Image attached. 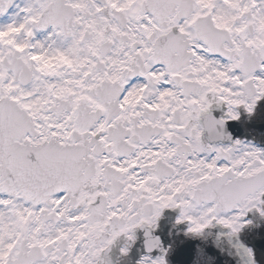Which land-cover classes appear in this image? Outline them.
I'll return each instance as SVG.
<instances>
[{
  "label": "snow or ice",
  "instance_id": "6c2138e0",
  "mask_svg": "<svg viewBox=\"0 0 264 264\" xmlns=\"http://www.w3.org/2000/svg\"><path fill=\"white\" fill-rule=\"evenodd\" d=\"M22 12L0 25V264H108L137 228L136 264H166L151 255L165 208L191 233L264 216V149L223 131L264 97V0H28Z\"/></svg>",
  "mask_w": 264,
  "mask_h": 264
},
{
  "label": "flooded vegetation",
  "instance_id": "af4514ba",
  "mask_svg": "<svg viewBox=\"0 0 264 264\" xmlns=\"http://www.w3.org/2000/svg\"><path fill=\"white\" fill-rule=\"evenodd\" d=\"M28 0H11V3L8 4L6 10L3 13H0V25H5L9 22H12L13 20H19L20 18H22L23 16V12L22 9L27 5ZM50 30V28L48 29H37L34 32V40H44L47 36L48 31ZM210 111L213 115V117L219 119L221 117L224 116V114L226 113V106L223 104L217 105V104H212L210 107ZM237 111L239 112V117L241 124L247 126L248 123V113L242 108H238ZM231 119H228L227 121H229ZM179 209L178 208H165L162 210L161 215L158 217L157 221H156V226L151 229L152 232H154L155 234H157L158 231V224H160L161 222H166V223H175V220H177V217L179 216ZM159 233L160 235L162 234V229H159ZM135 234V239L133 241H131L128 244V253H130L131 249L138 243V241H141V250L137 251L138 253V258L145 254V249H144V244L143 241L145 239L144 237V230L142 228H137L134 231ZM169 249L170 248H175L177 243L176 241L179 240V237H177V231L176 229H172L169 231ZM125 243V241L123 239H120L116 242V244H114V246L112 247L111 251L108 254L107 260L109 264H115V262H113L114 260V255H115V249L118 251L119 247L123 246ZM161 249V247H160ZM155 251H159V249H153L152 252ZM119 253V251H118ZM127 253V255H128ZM120 255V254H119ZM126 255V256H127ZM125 256H121L120 255V259L122 260Z\"/></svg>",
  "mask_w": 264,
  "mask_h": 264
},
{
  "label": "water",
  "instance_id": "95a60500",
  "mask_svg": "<svg viewBox=\"0 0 264 264\" xmlns=\"http://www.w3.org/2000/svg\"><path fill=\"white\" fill-rule=\"evenodd\" d=\"M251 141H252V140H251ZM177 258H179V257L177 256ZM120 261H121V259H120V255H119L118 251L115 249V255H114V260H113V262H115V264H121ZM121 262H122V261H121Z\"/></svg>",
  "mask_w": 264,
  "mask_h": 264
},
{
  "label": "bare ground",
  "instance_id": "6f19581e",
  "mask_svg": "<svg viewBox=\"0 0 264 264\" xmlns=\"http://www.w3.org/2000/svg\"><path fill=\"white\" fill-rule=\"evenodd\" d=\"M249 144V143H248ZM261 148V147H260ZM264 149V148H263Z\"/></svg>",
  "mask_w": 264,
  "mask_h": 264
}]
</instances>
